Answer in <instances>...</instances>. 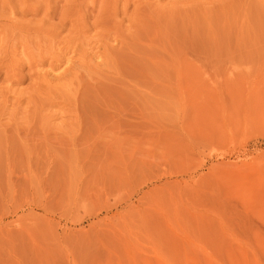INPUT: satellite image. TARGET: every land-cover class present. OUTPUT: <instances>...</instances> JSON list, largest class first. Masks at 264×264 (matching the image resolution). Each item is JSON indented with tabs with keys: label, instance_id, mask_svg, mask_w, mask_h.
<instances>
[{
	"label": "rangeland",
	"instance_id": "rangeland-1",
	"mask_svg": "<svg viewBox=\"0 0 264 264\" xmlns=\"http://www.w3.org/2000/svg\"><path fill=\"white\" fill-rule=\"evenodd\" d=\"M0 264H264V0H0Z\"/></svg>",
	"mask_w": 264,
	"mask_h": 264
}]
</instances>
